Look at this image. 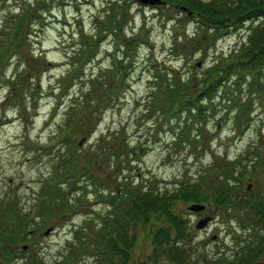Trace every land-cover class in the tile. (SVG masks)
Masks as SVG:
<instances>
[{
	"label": "rangeland",
	"instance_id": "1",
	"mask_svg": "<svg viewBox=\"0 0 264 264\" xmlns=\"http://www.w3.org/2000/svg\"><path fill=\"white\" fill-rule=\"evenodd\" d=\"M114 1L49 0L50 9L43 12L44 19L40 17L43 30L38 22L27 28L29 34H25L26 20L31 19V13L23 10V6L25 3L33 6V0H0V37L9 29L8 23L4 24L6 16L25 17V21H21L25 24L21 32L11 37L16 41L14 48L20 44L19 50L12 48L0 54V202L6 197L17 198L21 213L15 217L24 222L26 231L24 239L17 240L14 246L21 247L20 254L35 260L40 258L44 264H102L105 249L94 242V233L106 212L112 209L105 200L107 186L115 188L121 181L138 185L157 180L163 191L165 187L174 188L176 182L184 179L200 185L204 196L208 197L202 202L186 198L171 201V210L183 217L187 227L186 238L181 242L190 251L191 245L195 251L208 254L225 249L230 256L229 230H234L235 226L236 232L246 230L239 226L234 210L215 206L217 185L214 181L217 177H228L235 192L241 189L242 193L246 186L258 191L264 170V89L260 92L254 89L250 94L243 78L234 84L228 81L224 91L219 90L214 98V113L207 112L203 120L193 123L203 135L196 139L192 137L194 130L190 135L183 131L181 137L186 140L185 144L177 139L182 125L177 126L176 118L165 117L160 110L151 107L148 94L155 75V62L165 73L173 69L183 78L191 72L199 76L206 66L226 56L246 38L247 32H244L248 23L214 34L201 30L194 17L188 19L190 14L178 3ZM104 18L103 25L111 28L97 34L94 24ZM12 27L17 26L13 23ZM81 32L90 42L80 43ZM184 33L187 41L182 44ZM193 35L196 39L203 38L199 44L191 40ZM130 39L133 43L138 39L139 45L121 96L117 104L91 113L93 130L89 134L85 132L89 129L86 123L76 129L72 139L78 153L72 154L70 163H83V154L87 150L91 153L89 148L99 139L115 136L114 132L119 135L115 149L101 154L100 160L88 161L87 168L97 176L94 183L85 180L84 170L70 179L66 173L55 175L58 155L66 151L61 146L58 155L55 151L61 143L55 139L56 124L63 120L66 105L71 104L74 96L80 97V87L86 84L84 80L100 72V81H104V77H110L105 69L113 60L122 59L125 53L131 58L132 45L125 43ZM175 39L177 52L172 51ZM179 49L187 53H179ZM81 50L88 52L87 58L79 57ZM71 69L76 71L71 72ZM14 72L20 73L17 78L13 77ZM78 73L80 75L76 76ZM25 80H28L27 88ZM249 95L253 110L248 120L250 109L243 102ZM239 99L243 113L238 129L233 115ZM184 117L182 114L181 118ZM123 142L127 143V148L125 144L122 148ZM256 153L257 158L248 160ZM76 164L68 166L67 173H71ZM54 179L58 182L69 179L62 184L75 198L67 200L61 194L65 200L60 204L56 202V207L52 204L50 215L43 218L35 199L42 194V187L49 186ZM54 189L52 186V192ZM192 202L204 203L206 207L189 209ZM29 212L35 215L30 214L26 219ZM206 215L210 219L205 226L197 227L196 222ZM166 221L164 213L155 212L146 225L135 222L139 236L131 245L124 264H139L141 260L146 264H168L164 257L153 259L150 244L152 230ZM50 226L51 230L44 233ZM78 229L81 231L76 238ZM87 234L88 238H81ZM113 260L118 264L117 256ZM0 264L7 262L0 260Z\"/></svg>",
	"mask_w": 264,
	"mask_h": 264
},
{
	"label": "trees",
	"instance_id": "2",
	"mask_svg": "<svg viewBox=\"0 0 264 264\" xmlns=\"http://www.w3.org/2000/svg\"><path fill=\"white\" fill-rule=\"evenodd\" d=\"M168 1L185 6L187 11L190 12L188 19L191 16L194 17L198 21L197 26L205 32L213 31L214 34H217L221 29L231 30V27L237 29L248 23L244 32V34L247 32L246 38H243L237 47H233L226 56L220 57L219 60H215L206 66L199 76L191 72L186 78H183L173 69H169L166 72L167 74L169 73L167 76L165 72L157 67V62H155V75L152 77L151 90L148 94L150 97L149 105L154 109L160 110L165 117L176 118L177 126L178 124L182 125L181 133H177V139L181 140L180 143H184L186 140L181 137L183 131L190 135L194 130L192 137L196 139L203 135L200 129L195 128L193 123L203 120L202 117H206L207 112L214 113L216 108L214 98L219 90L224 91V86L228 81H232L234 84L240 78H243L242 82L251 92L250 94L254 93V89L259 92L264 89V0ZM49 5L51 7L49 0H33V6L25 3L23 10L31 13V19L26 20L25 34H29L27 28H32L38 22H41L40 30H43L44 24L40 19L45 18L42 14L50 9ZM99 15L102 16L101 14ZM14 17L10 15L4 18V24L8 23L7 27L9 29L4 30L5 35L0 37V54L1 52L3 54L8 53L12 48L19 50L20 44L17 43L14 48L16 41H13L11 37H16V34L21 32V29L25 26L21 21L25 17H19V19H14ZM104 21L105 18L96 20L94 30H97V34L110 30L111 26L103 25ZM13 23L17 27H12ZM114 31L116 32V30ZM186 37V33H184L182 44L186 43ZM86 38L87 36L84 39V35L81 32L80 43L90 42ZM202 39H196V35L191 37L195 44H199L198 42ZM125 43L129 44V46L132 45L130 47L133 50L131 58H128L129 55L125 53L122 59L109 64V67L105 70L108 71L110 77H104V81H100V72L90 76L88 80H84L86 84L80 87V97L74 96L73 102L71 101L70 105H66L62 117L63 120L56 124L57 134L55 135L56 142H61L58 149H55L57 155L61 147H65L66 151L58 155L59 164L55 175L60 176L66 173L70 179L79 170H84L85 180L94 183L97 176L87 168L88 161L93 158L100 160L102 158L101 154H106L108 149H115V142L119 135L113 131L115 136H110L107 140L99 139L93 144V147L89 148L92 149L91 153L87 150V153L83 154L81 159L83 163L79 164V161L70 163L72 154L78 153L72 139L76 129L81 124L86 123L89 129L85 132L89 134L93 130L91 113L100 110L102 107L106 108V106H111V104H117L121 96L120 91L126 85V76L130 73V68L133 67L139 45L138 39H135V43H133V39L125 41ZM174 45L172 51L177 52L176 39ZM179 53L187 52L179 49ZM87 56L88 52L81 50L79 57L87 58ZM125 58H128L127 63H124ZM22 62H24V59H22ZM75 71L76 69H71V72ZM79 73L76 76H79ZM18 74L20 73L14 72L13 77L17 78ZM30 76L31 74L28 75V79ZM27 85L28 80H25V88H27ZM240 99L234 105L237 111L233 115L238 129L242 124L241 116L243 113V107L239 106L241 103ZM57 103L58 101H56V105ZM243 103L250 109L247 117L249 120L250 112L253 110L250 95L249 98L244 99ZM182 114L186 117L181 118ZM173 138H175L174 135ZM54 145L50 146L49 149H53ZM123 145L124 148L128 147L126 142H123L122 148ZM258 155L257 153L250 155L248 160L251 161L257 158ZM73 164H76L75 169L71 173H67L66 169ZM262 172L263 180H259L261 182H259L258 191L246 186L242 193L239 192L241 189L235 192L233 191V185L230 183V178H215L214 182L217 185L213 198L215 206L220 205L221 208L234 210L237 217L236 221L242 230H246L242 233L236 232L238 230L237 226L234 227V230H229L231 246L228 249L232 251L230 256H228L225 249L208 254L207 252L200 253L195 251L191 245L192 250L190 251L181 242L182 239L186 238L187 227L183 217L174 214L171 210V201L175 198L198 199L201 200L200 202L206 200L208 195L204 196V190L202 187L199 188L200 185L180 179L179 182H176L174 188L165 187L163 191L160 190L157 180H154L153 183L141 182L138 185L121 181L116 183L115 188H112V185L107 186L108 191L105 193V200L108 205L112 206V209L106 212L105 217L100 222V226L95 229L94 233V242L102 244L101 246L105 249L102 264H115L114 256H117L118 264L126 263L130 254L129 249L139 236L136 223L146 225L148 218L155 212L164 213L168 220L157 224L150 234V244L153 259L155 260L157 257H164L168 264H264V170ZM69 179L59 182L54 179L55 181H51L49 186L44 185L42 187V194L37 195L35 204L40 207L43 218H47L50 215L52 204L56 207V202L60 204L65 200L61 194L66 196L67 200L72 201L71 197L75 198L74 193L68 192L62 184L64 181L68 183ZM221 182H224V184H221ZM52 186L55 187L53 192L51 190ZM16 199L15 196H11L9 198L6 197L4 202H0V260H5L7 264H44L40 261V258L35 260L32 256L20 254L21 247L14 246L17 240H23L26 234L24 222L15 217L16 214L21 213L16 205ZM54 210L56 211V208ZM30 214L35 215V213L29 212L26 219ZM80 231L79 229L76 231V238ZM244 233L245 235L242 236ZM83 235H81V238H88L89 236L88 234L86 236ZM188 241L190 242V240ZM14 256H17L16 259L11 260Z\"/></svg>",
	"mask_w": 264,
	"mask_h": 264
},
{
	"label": "water",
	"instance_id": "3",
	"mask_svg": "<svg viewBox=\"0 0 264 264\" xmlns=\"http://www.w3.org/2000/svg\"><path fill=\"white\" fill-rule=\"evenodd\" d=\"M139 1H142V2H150V3H156V2H160L161 0H139ZM184 9H186L184 6H183ZM205 207V204L204 203H200V202H192L188 205V208L189 209H192V210H198V209H201ZM210 219V216L209 215H206L202 218H200L197 222H196V226L197 227H203L205 226L206 222ZM51 226L50 227H47L45 229V232L44 233H48L50 230H51ZM26 247V244L23 245V248ZM139 264H146V262H144L143 260H141L139 262Z\"/></svg>",
	"mask_w": 264,
	"mask_h": 264
}]
</instances>
